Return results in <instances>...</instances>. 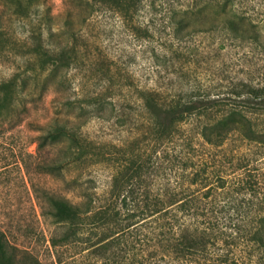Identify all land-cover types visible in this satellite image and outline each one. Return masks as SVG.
<instances>
[{
	"label": "trees",
	"instance_id": "trees-1",
	"mask_svg": "<svg viewBox=\"0 0 264 264\" xmlns=\"http://www.w3.org/2000/svg\"><path fill=\"white\" fill-rule=\"evenodd\" d=\"M40 1L44 0L1 1L14 10L0 13V64L11 60L14 41L5 29V18ZM71 1L75 5L67 13L80 21L97 5L133 21L141 3ZM240 1L187 0L168 7L171 36L180 40L193 32L221 29L232 39L264 44V21L247 15ZM134 26L136 32L142 29L139 24ZM144 30L148 33L146 27ZM55 47L46 49L38 39L28 51L35 57L29 69L36 77L43 74L40 83L26 87L28 79L20 73L0 78V176L14 163L21 162L29 171L30 164L23 155L15 156L9 140L13 129L26 120L38 133L34 138L39 153L35 165L42 172L61 175L70 164L100 161V151L78 132L85 120L68 110L73 103L63 104L66 109L53 111L44 121L31 117V103L37 96L41 99L48 86L60 82L59 70L67 64L63 46L57 43ZM241 87L234 94L241 102L236 105L215 99H166L158 90L140 89L146 127L161 153L163 168L161 171L158 166L156 174L163 180L147 178L156 168L155 157L148 153L144 158L131 155L119 161L103 199L88 187L77 202L46 189L38 195L31 183L40 213L49 215L55 224L50 246L76 247L84 258L94 259L93 264H264V183L247 163L233 166V157L217 153L225 150L232 135L264 147V122L249 113L250 108L264 110V85L242 83ZM108 103L95 99V115L108 117L114 112V104ZM192 130L197 137L189 134ZM205 145L213 150L210 156L198 152L199 146ZM240 156L238 153L236 159H244ZM6 230L0 223V264H42ZM57 262L65 263L60 257Z\"/></svg>",
	"mask_w": 264,
	"mask_h": 264
},
{
	"label": "rangeland",
	"instance_id": "rangeland-1",
	"mask_svg": "<svg viewBox=\"0 0 264 264\" xmlns=\"http://www.w3.org/2000/svg\"><path fill=\"white\" fill-rule=\"evenodd\" d=\"M1 1L0 13L14 10ZM186 3L187 0H141L133 21L97 5L86 20L80 21L67 13L75 5L71 0H44L5 18V29L14 41L11 60L0 64V78L20 73L28 79L24 86L40 83L43 74L36 77L35 71L29 69L35 57L28 51L38 39L46 49H56L57 43L62 45L67 64L59 70L60 82L48 86L41 99L35 98L31 117L44 121L63 104L73 103L74 107L68 110L85 120L78 128L79 134L91 142L95 151H100L99 162L70 164L61 175L47 174L35 165L39 153L34 141L38 133L31 130L33 125L26 120L13 129L9 140L15 156L23 155L30 167L27 172L21 162L14 163L0 176V223L12 239L35 254L42 264H59L58 257L64 264H93L94 259L84 258L76 247L50 246L55 224L49 215L40 213L31 183L38 195L46 189L77 202L83 188L88 187L103 199L108 196L119 161L131 155L144 158L148 153L155 157L156 168L147 178L163 180L156 174L158 166L161 171L163 168L161 153L146 127L140 89L158 90L166 99H215L220 104L236 105L241 102L234 94L242 83L264 85V44L232 39L221 29L193 32L180 40L171 36L167 9ZM240 6L256 21H264V0H241ZM134 24L142 29L136 32ZM95 99L108 106L112 101L114 112H107L108 117L95 115ZM249 113L264 122L263 109L250 108ZM189 134L197 137L196 130ZM212 151L206 145L198 148L202 155L210 156ZM224 152L233 157V166L247 163L264 183V147L232 135L225 150L217 153ZM238 153L244 159H236Z\"/></svg>",
	"mask_w": 264,
	"mask_h": 264
}]
</instances>
